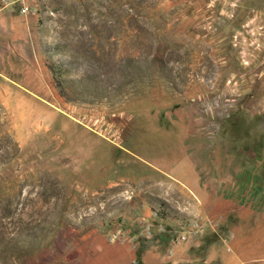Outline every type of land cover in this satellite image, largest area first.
Segmentation results:
<instances>
[{
	"label": "rangeland",
	"instance_id": "374dc122",
	"mask_svg": "<svg viewBox=\"0 0 264 264\" xmlns=\"http://www.w3.org/2000/svg\"><path fill=\"white\" fill-rule=\"evenodd\" d=\"M210 195L264 210V0H0V264H189Z\"/></svg>",
	"mask_w": 264,
	"mask_h": 264
},
{
	"label": "crops",
	"instance_id": "0c3cea01",
	"mask_svg": "<svg viewBox=\"0 0 264 264\" xmlns=\"http://www.w3.org/2000/svg\"><path fill=\"white\" fill-rule=\"evenodd\" d=\"M201 199V222L211 226L208 230L211 239L204 245L210 253L191 255L189 249L192 244L186 242L176 252L177 260H185L189 264H253L264 261V210H260L255 202L244 204L236 197L225 195ZM221 228H226L227 234L222 236ZM144 253L149 260L151 249ZM151 264H158V260L153 259Z\"/></svg>",
	"mask_w": 264,
	"mask_h": 264
},
{
	"label": "built area",
	"instance_id": "2783aa9c",
	"mask_svg": "<svg viewBox=\"0 0 264 264\" xmlns=\"http://www.w3.org/2000/svg\"><path fill=\"white\" fill-rule=\"evenodd\" d=\"M201 228H202V224L200 221L195 220L191 223V234L188 235H184L181 237V240H189V239H194L197 238L198 235L201 233ZM138 260V258H137ZM135 263L137 264V262L135 261Z\"/></svg>",
	"mask_w": 264,
	"mask_h": 264
}]
</instances>
